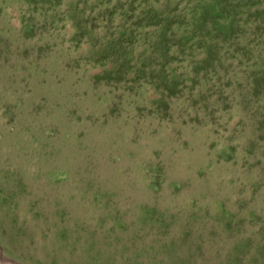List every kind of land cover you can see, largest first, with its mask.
Masks as SVG:
<instances>
[{"label": "rangeland", "instance_id": "rangeland-1", "mask_svg": "<svg viewBox=\"0 0 264 264\" xmlns=\"http://www.w3.org/2000/svg\"><path fill=\"white\" fill-rule=\"evenodd\" d=\"M0 264H264V0H0Z\"/></svg>", "mask_w": 264, "mask_h": 264}]
</instances>
